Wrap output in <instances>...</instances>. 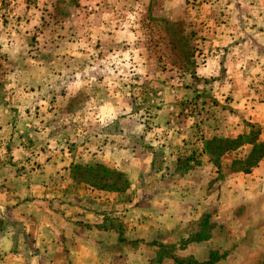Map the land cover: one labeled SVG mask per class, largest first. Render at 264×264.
Returning <instances> with one entry per match:
<instances>
[{
    "label": "rangeland",
    "instance_id": "rangeland-1",
    "mask_svg": "<svg viewBox=\"0 0 264 264\" xmlns=\"http://www.w3.org/2000/svg\"><path fill=\"white\" fill-rule=\"evenodd\" d=\"M216 43L246 46L242 71L264 101V0H0V187L21 188L28 178L20 177L35 172L30 182L56 194L65 180L44 177L45 157H64L68 142L69 164L91 144L102 151L110 143L108 166H96L124 175L99 173L102 185L120 188H106L108 220H129L128 241L122 234L115 244L128 264H214L215 255L199 257L202 244L216 249L200 191L244 172L253 146L216 164L219 150L207 143L257 130L214 131L224 110L227 128L234 112L223 73L199 72L217 56ZM118 159L132 169L146 161V171L128 179ZM74 162L65 166L74 179L93 178ZM159 209L170 218H154ZM160 218L166 229L156 233Z\"/></svg>",
    "mask_w": 264,
    "mask_h": 264
},
{
    "label": "crops",
    "instance_id": "crops-1",
    "mask_svg": "<svg viewBox=\"0 0 264 264\" xmlns=\"http://www.w3.org/2000/svg\"><path fill=\"white\" fill-rule=\"evenodd\" d=\"M220 45L216 43L212 46L218 47L217 56L208 57L207 64L199 69L207 77L214 72H222L220 78L230 84V106L234 110L231 124L228 128V122L224 124L227 115L224 110L214 131L220 136L236 137L244 134L250 125H256L260 127L264 141V101L257 98L242 71L244 64L249 63L242 54L246 46L239 43ZM65 143L64 157L47 156L44 159V177L48 180L63 177L65 180L59 186L58 195L49 187L32 184L30 179L37 176L35 172L20 177L28 178L21 188L8 190L0 187V264H128L122 246L115 244L123 241L122 234H125L129 220L124 218L120 224L108 220V190L94 188L72 177L71 169L65 166L70 167L75 159L72 157L67 163L70 154L68 142ZM91 145L88 150L81 149L82 153L76 157L74 165L108 166L110 143H106L102 151ZM232 159V153L223 158L226 163ZM28 160L34 162L33 158ZM116 161L121 171L131 174L128 179L135 176V171L139 176L147 168L146 161L136 169L129 168L120 159ZM225 175L217 181L215 190L203 188L200 191L201 195L207 197L201 204L202 215L206 213L211 223H215L216 232L212 234L211 241H215L216 249L207 252V246L202 244L199 257L207 261L215 255L217 261L214 264H264V159L249 173L228 172ZM65 194L68 200L63 198ZM214 196L215 202L211 203L209 200ZM164 209L169 210L167 207ZM139 210L146 213L145 207ZM163 211L159 209L154 218L160 213L170 218L168 211ZM161 220L152 222L156 233L166 229L161 225ZM174 228L175 225L168 228L170 233ZM127 235L124 238L127 239ZM211 241H207V244ZM172 242H175V236Z\"/></svg>",
    "mask_w": 264,
    "mask_h": 264
},
{
    "label": "trees",
    "instance_id": "trees-1",
    "mask_svg": "<svg viewBox=\"0 0 264 264\" xmlns=\"http://www.w3.org/2000/svg\"><path fill=\"white\" fill-rule=\"evenodd\" d=\"M252 128L257 129L255 132H253L252 134H249L247 136H239L237 139H227V140H220V139H214L210 142L207 143V148L208 150L214 146L215 149H218V152H215L216 150H214L211 155L212 157L215 158V162L216 164L218 163V159L224 155V153L228 152V151H233L236 150L244 145H252L253 146V151L250 155L249 161H250V165L244 170L245 173H249L251 172V170L253 168H256L260 162L264 159V142L260 141V128L252 126ZM215 153V154H214ZM212 159V158H211ZM213 160V159H212ZM74 170L76 171H82L84 170L85 172H89L92 173L94 176L92 179L90 180H86L85 182L91 186H93L94 188H98L101 190H106V188L108 187L109 190L111 192L114 191H120V188L116 189L113 187H109V186H105L102 185V181H103V177L99 176L100 172H103L104 174L108 175V177H117L118 179H121L124 175L120 172H116V171H112L110 169H107L106 167L102 166V165H98L96 167H84L81 165H77L74 167ZM100 183H97V182ZM129 183L128 181L125 180V184L124 186L121 188V190L128 188Z\"/></svg>",
    "mask_w": 264,
    "mask_h": 264
},
{
    "label": "built area",
    "instance_id": "built-area-1",
    "mask_svg": "<svg viewBox=\"0 0 264 264\" xmlns=\"http://www.w3.org/2000/svg\"><path fill=\"white\" fill-rule=\"evenodd\" d=\"M167 151H169V149H167Z\"/></svg>",
    "mask_w": 264,
    "mask_h": 264
}]
</instances>
